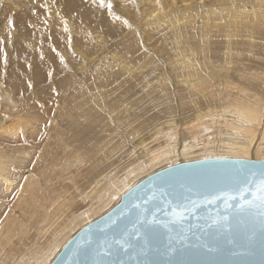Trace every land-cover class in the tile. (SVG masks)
Listing matches in <instances>:
<instances>
[{
  "label": "bare ground",
  "instance_id": "bare-ground-1",
  "mask_svg": "<svg viewBox=\"0 0 264 264\" xmlns=\"http://www.w3.org/2000/svg\"><path fill=\"white\" fill-rule=\"evenodd\" d=\"M111 2L0 0V264H50L165 167L264 157V0Z\"/></svg>",
  "mask_w": 264,
  "mask_h": 264
},
{
  "label": "water",
  "instance_id": "water-1",
  "mask_svg": "<svg viewBox=\"0 0 264 264\" xmlns=\"http://www.w3.org/2000/svg\"><path fill=\"white\" fill-rule=\"evenodd\" d=\"M261 179V160L212 157L165 167L128 189L55 258L59 264H264V207L253 197Z\"/></svg>",
  "mask_w": 264,
  "mask_h": 264
},
{
  "label": "snow or ice",
  "instance_id": "snow-or-ice-1",
  "mask_svg": "<svg viewBox=\"0 0 264 264\" xmlns=\"http://www.w3.org/2000/svg\"><path fill=\"white\" fill-rule=\"evenodd\" d=\"M157 3H159V0H156ZM101 6H103V0H101ZM40 7L44 8L47 10V4H41ZM113 3L111 2V0H109V3L107 4V10H108V14L111 16V15H114V11H113ZM33 14H35V10H33ZM57 15H59V13H57ZM61 23H63L64 25V32L68 33L69 32V29H68V26H67V20H61ZM45 24H47V21H45ZM124 24L125 26H128V22L127 21H124ZM9 25L11 26L12 25V21L9 20ZM50 39V37H49ZM8 42H11V35H9L8 37ZM67 46H68V49L71 50L73 48V37L71 34L68 35L67 37ZM54 52L56 51L55 48L52 49ZM57 55L59 56V60L61 63L64 62V57L63 56H60L59 53H57ZM41 59H43V56H41ZM0 60H3L5 63H7V54L5 52V40L3 39H0ZM48 76L51 77L52 76V73L49 72L48 73ZM28 88H32L33 85L29 82L28 85H27ZM52 91H56L54 88L52 89ZM51 123V121H49V124ZM21 136H23V132H21ZM42 138V137H41ZM261 162L262 164H264V157H261ZM33 164L35 163L34 161L32 162ZM25 179H27V177H25ZM22 187V185H21ZM245 189L241 188L240 189V195L243 196V192H244ZM259 192L260 193V196L257 197L256 196V193ZM222 195L226 198V199H231L233 198L230 194L228 193H222ZM253 197L254 198H258L260 201H261V205L262 207H264V179H261L258 184H257V187H256V192L253 193ZM219 198V196L217 197ZM113 199H116V197H113ZM247 203L251 204L252 201H248ZM242 206V205H241ZM174 213H175V210H173ZM5 216L7 215V213L4 214ZM262 215H264V212H262ZM115 223V222H113ZM117 244H121V241L117 240L116 241ZM47 260L50 261V264H59V261L54 258V255L53 254H49V256L47 257Z\"/></svg>",
  "mask_w": 264,
  "mask_h": 264
},
{
  "label": "rangeland",
  "instance_id": "rangeland-1",
  "mask_svg": "<svg viewBox=\"0 0 264 264\" xmlns=\"http://www.w3.org/2000/svg\"><path fill=\"white\" fill-rule=\"evenodd\" d=\"M209 158H212V157H209ZM216 158H234V157H216ZM192 160H189L188 162H190ZM185 162V161H184ZM181 163V162H180ZM178 164V163H177ZM45 238V237H42V238H39L40 240V243H43L44 241H42V239Z\"/></svg>",
  "mask_w": 264,
  "mask_h": 264
}]
</instances>
